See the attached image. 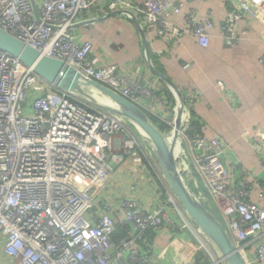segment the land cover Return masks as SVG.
I'll return each mask as SVG.
<instances>
[{"label": "built area", "instance_id": "2783aa9c", "mask_svg": "<svg viewBox=\"0 0 264 264\" xmlns=\"http://www.w3.org/2000/svg\"><path fill=\"white\" fill-rule=\"evenodd\" d=\"M182 6L179 0H0V29L135 105L149 127L161 125L168 157L194 196L246 264H263L264 186L258 191L263 204L250 201L255 174L222 137L200 131L192 111L201 91H181L179 105L159 79L145 82L127 74L96 54L93 41L74 28L88 13L125 11L142 30L155 29L168 47L185 35L206 47L210 15L198 20L191 8L177 27L170 17ZM240 20L264 27V0H235L220 26L227 47L239 41ZM260 62L264 66V53ZM65 90L0 49V264H153L147 232L166 222L187 237L192 264L198 259L218 264V252L169 187L147 141L105 109ZM244 137L264 173V130L255 127ZM127 167L132 174L149 169L157 177V204L142 207L133 196L135 186L129 195L121 188L107 195L114 174ZM170 246L174 264H190L177 240Z\"/></svg>", "mask_w": 264, "mask_h": 264}, {"label": "crops", "instance_id": "0c3cea01", "mask_svg": "<svg viewBox=\"0 0 264 264\" xmlns=\"http://www.w3.org/2000/svg\"><path fill=\"white\" fill-rule=\"evenodd\" d=\"M179 1L183 4L180 13L170 17V22L177 27L183 26V15L191 8L195 9L198 20L210 15L213 27L206 47L198 45L195 37L190 35L168 47L155 29L142 30L125 11L88 13L85 20L74 28L83 38L93 41L96 54L122 67L133 77L145 82L156 81L144 59L146 51L151 63L178 91L200 90L202 96L192 111V116L201 123L198 124L200 131L208 138L222 137L238 161L255 174V187L249 194V200L262 205L258 191L259 186H264V173L250 139L244 137V131L252 133L255 127L264 130V66L260 62L264 53V27L256 22L240 20L236 25L239 41L236 46L227 47L223 43L220 26L235 0ZM130 170L124 169L123 173L117 170L107 195L111 196V190L118 188L129 195L130 186H135L137 190L133 196L147 210L158 203L156 194L161 189L160 182L149 169L141 174L137 169L133 174ZM167 213L170 220L177 223L172 211L168 209ZM168 224L166 222L147 232L152 263L174 264L170 246L174 239L192 264V258L185 252L187 237L171 230Z\"/></svg>", "mask_w": 264, "mask_h": 264}, {"label": "water", "instance_id": "95a60500", "mask_svg": "<svg viewBox=\"0 0 264 264\" xmlns=\"http://www.w3.org/2000/svg\"><path fill=\"white\" fill-rule=\"evenodd\" d=\"M109 15L106 17H109ZM127 16L140 27L139 23L133 16ZM0 49L18 58L24 65L32 67L37 75L53 86L72 90V84L80 78L84 84H87L89 87L104 94L106 93L105 95L115 99L118 103L115 108L124 115L128 123L142 139L151 142L156 151L158 165L169 184V187L188 212L189 216L202 230L212 247L218 252V264H246L244 258L238 253L233 241L226 234L214 215L194 196L191 189L181 178L175 164L168 157L167 149L164 146L160 132L155 128L149 127L147 123L144 124L139 120L132 113V111L135 112L132 105L102 85L83 79L74 69L66 65L63 61L40 56L38 51L25 45L2 29H0ZM144 59L154 76L164 83L176 102L179 105H182L180 91H178L172 82L151 63L146 55V51L144 52ZM65 85L66 88L64 87Z\"/></svg>", "mask_w": 264, "mask_h": 264}, {"label": "rangeland", "instance_id": "374dc122", "mask_svg": "<svg viewBox=\"0 0 264 264\" xmlns=\"http://www.w3.org/2000/svg\"><path fill=\"white\" fill-rule=\"evenodd\" d=\"M84 83V82H82ZM78 86H76L78 89H80V91H75L73 94L76 96L77 99H80L90 105H92L93 107H100L105 109L107 112H109L112 116H114L115 118H117L119 121L126 123L127 125H129V127H132L127 119L124 117L123 114H121L113 105L109 104V103H105L106 98V93H102L94 88L89 87L87 84H81V83H77ZM67 91V90H65ZM69 91H73V90H69ZM90 91L94 92L90 94ZM93 94V96H92ZM95 94V96H94ZM133 110H135V112H138L144 116H146V114L140 110L137 109L136 106L134 105ZM152 127V126H150ZM155 129L161 133L162 131V126L161 125H156ZM143 143L146 145V141H143ZM150 152H151V156L154 157L156 151L153 148L151 142L147 141ZM189 185V184H188ZM190 188L192 187V185H189Z\"/></svg>", "mask_w": 264, "mask_h": 264}, {"label": "bare ground", "instance_id": "6f19581e", "mask_svg": "<svg viewBox=\"0 0 264 264\" xmlns=\"http://www.w3.org/2000/svg\"><path fill=\"white\" fill-rule=\"evenodd\" d=\"M77 83H81V84H84V83H82V80L79 78L78 80H76V82H74L73 84H72V87H71V89L73 90V92H75V91H80V89H78L76 86H78L77 85ZM65 88H66V85L64 86ZM91 93H94V92H92V91H90V94ZM92 96H93V94H92ZM94 96H95V94H94ZM106 100H105V103H109V104H111V105H113L114 107H116V105H118V103L115 101V99H112V98H110L108 95H106ZM132 113L139 119V120H141L144 124H146L147 122H146V118L143 116V115H141V114H139L138 112H133L132 111Z\"/></svg>", "mask_w": 264, "mask_h": 264}, {"label": "trees", "instance_id": "16d2710c", "mask_svg": "<svg viewBox=\"0 0 264 264\" xmlns=\"http://www.w3.org/2000/svg\"><path fill=\"white\" fill-rule=\"evenodd\" d=\"M160 82L164 85V83L162 81H160ZM165 88L167 89L166 86H165ZM167 91L170 93V91L168 89H167ZM170 95H171V93H170ZM194 264H209V261L208 260H204L203 262H200L199 259H198L197 262L194 263Z\"/></svg>", "mask_w": 264, "mask_h": 264}]
</instances>
